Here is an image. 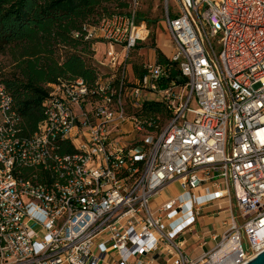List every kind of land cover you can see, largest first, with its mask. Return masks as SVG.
Returning <instances> with one entry per match:
<instances>
[{"label":"built area","instance_id":"1","mask_svg":"<svg viewBox=\"0 0 264 264\" xmlns=\"http://www.w3.org/2000/svg\"><path fill=\"white\" fill-rule=\"evenodd\" d=\"M132 1L84 27L120 47L98 59L112 76L53 85L32 134L0 81V264H244L264 250V0H164L174 54L136 82L150 30ZM146 101L163 124L129 111ZM224 201L222 231L192 257L182 237Z\"/></svg>","mask_w":264,"mask_h":264},{"label":"trees","instance_id":"2","mask_svg":"<svg viewBox=\"0 0 264 264\" xmlns=\"http://www.w3.org/2000/svg\"><path fill=\"white\" fill-rule=\"evenodd\" d=\"M129 7L128 0H0V57L12 59L10 70L0 67V81L13 96L27 134L44 120L51 86L77 79L94 85L103 71L92 60L95 41L86 40L85 25L129 13ZM151 39L155 47L154 36ZM156 51L160 63L170 62L159 48ZM134 70L138 77L146 73L138 64ZM178 74L174 68L172 77ZM135 113L161 124L169 116L159 101H146Z\"/></svg>","mask_w":264,"mask_h":264},{"label":"crops","instance_id":"3","mask_svg":"<svg viewBox=\"0 0 264 264\" xmlns=\"http://www.w3.org/2000/svg\"><path fill=\"white\" fill-rule=\"evenodd\" d=\"M164 19H165V16L163 19H159L158 22H156L155 26H152V28H149V30H150L149 37L145 41L140 42L139 46L137 47L136 51L133 54L132 61L130 62L129 66L127 68L128 78L131 79L133 82H136L137 80L141 79L144 76L143 75L142 77H138L137 73L134 70V64L141 65V68H144V65L146 63H160L156 48H159L169 60L172 58V56L174 54V51H175L174 43L171 39V35L167 29V26H166ZM151 31L153 32V34H151ZM152 36H154L155 47H153V46L143 47V45ZM105 45L108 46L110 44L105 43ZM168 46L171 47L170 54H168L164 51V48H167ZM165 63L166 62H164L163 64H165ZM219 206L225 207V206H227V202L224 201V202H220L218 204H213L211 206L205 207L203 210V213L198 217V221L196 224L198 234L195 235L194 237L191 235L190 240L188 241V239H187V241L185 243L186 252L189 255H191L192 257L198 256L200 254V251H202V249H207V248H202L200 246V243L202 242V234L200 233V231L202 229L200 228V226L206 225V227H204V230H203L204 235L206 232L212 230L209 227V225L213 224L214 222H217V220L218 221L221 220L223 217L222 213L219 214V211H218ZM199 229H200V231H199ZM195 239H198V242H194V243L191 242L190 244H188L190 241L195 240ZM211 244H213V243H211ZM161 262L163 264L165 263V261H161ZM155 264H159V263L156 262Z\"/></svg>","mask_w":264,"mask_h":264},{"label":"rangeland","instance_id":"4","mask_svg":"<svg viewBox=\"0 0 264 264\" xmlns=\"http://www.w3.org/2000/svg\"><path fill=\"white\" fill-rule=\"evenodd\" d=\"M128 2L130 3V7H129L128 11H130L131 9L135 8V5H134L132 0H128ZM164 2H165L164 0H140L139 5L137 7V15H138L139 22L147 25L148 29L152 28V26H155L156 22H158L159 19L164 18V15H165V3ZM171 4H172L171 8L173 10V8H175L174 1H172ZM151 34H153L152 31H151ZM151 42H152V39L150 38L146 42L147 44L145 43L143 45V47H147V46L150 47ZM94 46L97 49V51L94 50L93 59H92L94 61L95 65L98 64V59L99 58L103 59V57L106 56V54H108L109 51L120 50L119 46H114L112 44L107 46V45H105V43H100V42L97 44L94 43ZM164 51L166 53L170 54L171 47L168 46L167 48H164ZM11 65H12V59H10L9 55L4 54L3 56L0 57V67L3 68V70H4L3 72H7L5 70H10ZM100 68L103 69V71L101 72L103 77L109 78L112 76L113 72L108 67H100ZM126 75L128 76V73H126ZM131 84H133V83H131ZM51 88H52V86H51ZM129 111L133 112V111H136V109H133L132 106H130ZM140 138H141V136H140ZM167 191H169V190H167ZM223 219H225V217H223ZM220 224H221V220H219V221L217 220V222H214L213 224L209 225V227L212 230H217L218 232H221L222 230L220 229ZM204 227H206V225H201L200 228L202 230L200 231V229H199L200 233L202 234V238H205V235L203 233ZM190 235L191 234H186L182 238L188 239V241H189ZM191 242L192 243L198 242V239L192 240L188 244H190ZM210 246H212L211 243H210Z\"/></svg>","mask_w":264,"mask_h":264},{"label":"water","instance_id":"5","mask_svg":"<svg viewBox=\"0 0 264 264\" xmlns=\"http://www.w3.org/2000/svg\"><path fill=\"white\" fill-rule=\"evenodd\" d=\"M178 80L182 82L184 79L179 77ZM244 264H264V250Z\"/></svg>","mask_w":264,"mask_h":264}]
</instances>
